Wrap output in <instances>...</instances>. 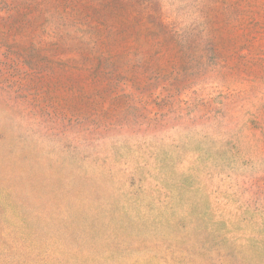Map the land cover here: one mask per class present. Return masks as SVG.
Masks as SVG:
<instances>
[{
	"label": "rangeland",
	"instance_id": "1",
	"mask_svg": "<svg viewBox=\"0 0 264 264\" xmlns=\"http://www.w3.org/2000/svg\"><path fill=\"white\" fill-rule=\"evenodd\" d=\"M0 264H264V0H0Z\"/></svg>",
	"mask_w": 264,
	"mask_h": 264
}]
</instances>
